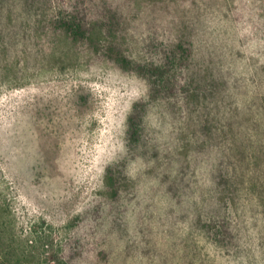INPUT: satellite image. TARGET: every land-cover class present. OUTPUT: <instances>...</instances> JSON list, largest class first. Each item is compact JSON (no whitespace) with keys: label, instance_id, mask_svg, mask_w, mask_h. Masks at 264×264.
<instances>
[{"label":"rangeland","instance_id":"rangeland-1","mask_svg":"<svg viewBox=\"0 0 264 264\" xmlns=\"http://www.w3.org/2000/svg\"><path fill=\"white\" fill-rule=\"evenodd\" d=\"M59 261L264 264V0H0V264Z\"/></svg>","mask_w":264,"mask_h":264},{"label":"trees","instance_id":"trees-1","mask_svg":"<svg viewBox=\"0 0 264 264\" xmlns=\"http://www.w3.org/2000/svg\"><path fill=\"white\" fill-rule=\"evenodd\" d=\"M54 26L55 31L62 32L69 39L75 43H81L88 41L96 49H99L100 38L97 37L94 28L88 22L87 15L85 11L76 12L72 14L62 15L58 20H53L51 23ZM100 50V49H99ZM105 54L117 64L123 66L127 70H133V61L126 55L125 51L117 44L107 45L104 49ZM190 51L186 48L184 44H179L176 49L172 50V56L168 57V62L165 67H151L146 69L140 67L138 70L142 74L149 76L154 82V91L152 93V98L156 99L160 97L163 93L169 90H175L178 86L177 78L167 77L168 74L172 73V65L174 63L185 64L188 62V55ZM173 79V81H172ZM146 105L137 107L135 113L130 117L129 133L131 136L133 146H148V139L144 137V118L146 113ZM110 180L114 182L115 176L110 175ZM57 264H67L65 262L59 261Z\"/></svg>","mask_w":264,"mask_h":264}]
</instances>
